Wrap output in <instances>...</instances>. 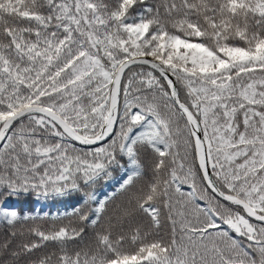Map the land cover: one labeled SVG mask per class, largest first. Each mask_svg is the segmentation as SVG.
Returning <instances> with one entry per match:
<instances>
[{
	"label": "snow or ice",
	"instance_id": "1",
	"mask_svg": "<svg viewBox=\"0 0 264 264\" xmlns=\"http://www.w3.org/2000/svg\"><path fill=\"white\" fill-rule=\"evenodd\" d=\"M0 264H264V0H0Z\"/></svg>",
	"mask_w": 264,
	"mask_h": 264
},
{
	"label": "trees",
	"instance_id": "2",
	"mask_svg": "<svg viewBox=\"0 0 264 264\" xmlns=\"http://www.w3.org/2000/svg\"><path fill=\"white\" fill-rule=\"evenodd\" d=\"M109 189H105L108 191ZM75 203L74 200L68 199L61 204L60 202L53 203L51 200L43 201V200H36L32 196H21L19 198H9L7 200V206L18 208L21 212H29L35 214L36 212L45 213H55L57 211H64L65 208H71L72 205ZM41 223H45L47 227L51 222H44L40 221Z\"/></svg>",
	"mask_w": 264,
	"mask_h": 264
}]
</instances>
